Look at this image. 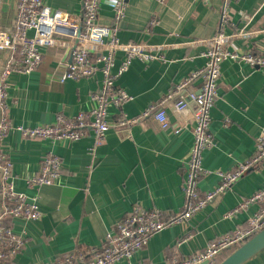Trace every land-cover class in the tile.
I'll return each mask as SVG.
<instances>
[{
	"label": "crops",
	"instance_id": "obj_1",
	"mask_svg": "<svg viewBox=\"0 0 264 264\" xmlns=\"http://www.w3.org/2000/svg\"><path fill=\"white\" fill-rule=\"evenodd\" d=\"M15 1L1 0L5 28L11 24ZM43 2L72 17H80L82 12V0ZM228 2L222 25L224 0H128L125 17L118 25L120 43L152 47L161 59L147 63L134 59L116 79L115 85L132 97L122 107L126 118L137 117L148 104L160 101L192 71L202 68L206 40L218 33L242 35L228 45L230 50L264 55V0ZM98 23L112 25L111 7L105 0L101 1ZM41 51L42 62L36 70L9 78L7 105L12 129L3 147L13 164L15 190L37 197L42 213L37 222H14V232L21 234L25 243L12 264H45L78 248L99 247L135 205L160 210L166 220L183 210L182 181L192 141L193 103L188 102L183 113L175 112L171 104L165 106L171 127L179 128L177 134L172 129L162 130L147 118L127 130L110 129L100 144L91 133L75 142L24 139L16 127L52 124L58 113L73 116L89 109L90 96L102 79L96 73L60 84L57 77L69 62L67 50L57 46ZM114 58L112 71L116 73L123 53L117 52ZM220 70L218 99L210 111L214 145L202 153V166L211 173L199 180L200 194L218 184L216 171H232L237 163L250 158L255 139L264 130V70L233 61L221 63ZM198 86L195 82L190 89L198 91ZM118 118L110 108L108 122ZM48 153L62 162L58 183L28 187L26 180L38 172ZM262 187L264 167L245 174L187 226L166 227L129 260L117 264H172L204 250L208 242L247 222L255 207L231 220L223 215ZM187 234L191 238L177 245ZM246 264H264V252Z\"/></svg>",
	"mask_w": 264,
	"mask_h": 264
},
{
	"label": "built area",
	"instance_id": "obj_2",
	"mask_svg": "<svg viewBox=\"0 0 264 264\" xmlns=\"http://www.w3.org/2000/svg\"><path fill=\"white\" fill-rule=\"evenodd\" d=\"M101 1L82 0L80 17H72L63 11L50 9L43 0H16L13 24L0 30V264H12L24 248V237L14 232V222H37L42 217L37 197L29 198L15 190L13 164L3 147L4 139L12 129L7 105L9 78L12 75H29L36 70L42 62V48L60 46L67 50L69 62L57 77L60 84L96 73H100L102 79L99 88L90 96L92 106L89 109L73 116L58 113L52 124L16 127L15 130L24 139L75 142L91 133L94 142L100 144L110 129L127 130L147 118L156 121L162 130L172 129L177 134L179 128L171 127L165 106L171 104L177 113L187 111L188 102L195 106L192 112V141L182 181L183 210L166 220L160 210L135 205L99 247L76 250L45 264H117L127 261L147 246L152 235L170 225L187 226L197 213L214 205L245 174L264 167L263 130L255 139V150L250 158L237 163L232 171H216L218 184L204 194L199 192V180L211 173L202 166V153L214 145L209 128L210 111L218 99L220 65L233 61L264 70V55L230 50L228 45L242 35L218 33L206 40L202 68L192 71L160 101L148 104L137 117L126 118L122 107L132 97L115 85L116 79L127 71L132 60L147 63L160 60L161 56L154 55L152 47L120 43L118 25L125 17L128 0H105L112 11L110 26L98 23ZM155 1L162 3L164 0ZM228 6V0H224L222 25L226 23ZM117 52H122L124 58L117 72L113 73ZM195 82H199L198 91L190 89ZM110 108L119 116L113 123L107 120ZM61 175L60 158L48 153L42 158L38 172L26 180V185L30 188L52 186L58 183ZM251 207H255V211L245 224L208 242L204 250L181 260H173L172 264H216L221 255L240 247L264 228V187L242 199L223 215L225 220H231ZM190 238L191 234L185 235L177 245Z\"/></svg>",
	"mask_w": 264,
	"mask_h": 264
},
{
	"label": "water",
	"instance_id": "obj_3",
	"mask_svg": "<svg viewBox=\"0 0 264 264\" xmlns=\"http://www.w3.org/2000/svg\"><path fill=\"white\" fill-rule=\"evenodd\" d=\"M16 2V1H15ZM1 5V0H0ZM15 10V5H14ZM14 15L11 20L13 24ZM264 252V228L255 234L252 238L243 243L240 247L235 249L219 264H246L249 260ZM201 264H207L203 262Z\"/></svg>",
	"mask_w": 264,
	"mask_h": 264
},
{
	"label": "trees",
	"instance_id": "obj_4",
	"mask_svg": "<svg viewBox=\"0 0 264 264\" xmlns=\"http://www.w3.org/2000/svg\"><path fill=\"white\" fill-rule=\"evenodd\" d=\"M2 22H3V21H2V18L0 17V30H4V29H5V27L3 26V23H2ZM78 250H83V248H78ZM231 252H233V251H229V252H226V253H224L223 255H221V256L217 259L216 264H219L221 261H223L228 255L231 254Z\"/></svg>",
	"mask_w": 264,
	"mask_h": 264
}]
</instances>
